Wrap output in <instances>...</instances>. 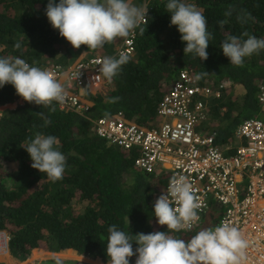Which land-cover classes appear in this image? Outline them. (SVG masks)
<instances>
[{
    "label": "trees",
    "instance_id": "trees-1",
    "mask_svg": "<svg viewBox=\"0 0 264 264\" xmlns=\"http://www.w3.org/2000/svg\"><path fill=\"white\" fill-rule=\"evenodd\" d=\"M143 2L134 4L148 9L146 22L140 23L145 32L142 34L139 27L133 30L129 62L111 82L104 78L107 84L101 92L84 91L88 107L84 116L60 111L54 105L53 112L26 102L0 117V231L9 236L8 252L18 264L33 261H28L31 252L36 253L43 245L49 252L72 249L78 256L108 264L106 242L111 225L132 235L167 231L166 225L157 223L153 205L169 177L164 178V172L137 170L133 154L98 138L92 125L98 118L122 112L128 121L146 124L155 117L163 90L184 70L208 85L227 87L220 99L208 102L207 122L200 129L215 133V144L228 143L243 120L259 113L256 93L264 80V50L246 57L243 66L237 67L224 56L220 45L226 36H240L244 31L264 38V0H186L202 10L212 33L207 60L184 55L186 43L177 26H170L168 0H146V6ZM47 3L0 0V57H19L47 70L53 64L67 67L95 56H118L116 50L129 38H116L96 50L86 45L73 48L49 23ZM230 8L234 9L232 15L226 17L224 13ZM243 12L250 13L254 20L238 22L237 14ZM221 20L227 21L223 28L218 24ZM17 43L19 49L14 48ZM238 93L239 97L233 99ZM19 97L11 84L0 87V106ZM112 97L120 99L110 104L107 101ZM39 112L51 123L45 126ZM37 132L55 136L59 141L55 147L66 156L63 178L56 182L31 167L30 156L23 148ZM75 201L82 203L81 212L73 208ZM217 223L218 217L210 215L192 232L170 234L187 241L202 228H214ZM132 243L135 252L138 245ZM136 258L130 257L129 264H135ZM40 264L83 263L51 259Z\"/></svg>",
    "mask_w": 264,
    "mask_h": 264
},
{
    "label": "clouds",
    "instance_id": "clouds-1",
    "mask_svg": "<svg viewBox=\"0 0 264 264\" xmlns=\"http://www.w3.org/2000/svg\"><path fill=\"white\" fill-rule=\"evenodd\" d=\"M147 10L131 3V0H59V3L48 0L45 12L51 26L73 48L86 45L89 50H96L116 38L128 37L138 27L143 34L145 29L140 27V23L146 22ZM233 10L230 8L224 15L231 16ZM166 12L171 13L170 26H177L182 42L186 43L184 55L191 54L200 60H207L212 33L208 31V22L202 10L186 0H168ZM249 19L254 20L250 13L237 14L241 24ZM226 23V20L218 22L221 28ZM19 47L18 43L14 45L16 49ZM220 49L232 65L242 67L246 57L264 50V38L244 31L240 36H226ZM129 60L130 56L123 51L118 56H106L97 61L99 72L111 82ZM6 84H11L20 96L13 103H34L53 112V102L63 103L67 96L64 85L56 76L19 57H0V87ZM119 99L112 97L107 102L117 103ZM37 114L44 118L42 112ZM50 123L44 118L45 126ZM58 143L55 136L37 132L34 139L25 141L23 146L32 161L31 167L45 173L52 182L62 179L66 168V156L55 147ZM201 207L200 198L190 180L182 174L171 176L167 190L153 205L157 223L166 225L167 231L132 235L111 225L106 242L108 264H129L133 255L137 257L135 264H241L248 241L237 227L227 222H221L214 228H202L187 241L170 234L190 230L200 219L198 210ZM133 241L138 245L135 252ZM7 254L10 256L9 252Z\"/></svg>",
    "mask_w": 264,
    "mask_h": 264
},
{
    "label": "built area",
    "instance_id": "built-area-1",
    "mask_svg": "<svg viewBox=\"0 0 264 264\" xmlns=\"http://www.w3.org/2000/svg\"><path fill=\"white\" fill-rule=\"evenodd\" d=\"M134 37L132 31L116 53H131ZM101 59L95 56L67 67L51 65L46 71L67 91L64 102L53 105L60 111L84 116L88 110L84 91L95 94L107 84L97 64ZM226 88L225 84L203 83L184 70L163 90L153 120L146 124L128 121L118 112L95 120L93 131L108 145L133 154L137 170L164 172L168 176L163 177L169 179L182 174L190 180L202 207L198 210L200 219L182 232H192L215 215L217 225L227 222L237 227L248 241L241 264H264V80L256 93L258 115L243 120L228 143L217 145L215 133L200 129L207 121L208 102L220 99ZM15 107L16 103L0 106V117ZM8 241L7 234L0 231V254L8 253Z\"/></svg>",
    "mask_w": 264,
    "mask_h": 264
},
{
    "label": "rangeland",
    "instance_id": "rangeland-1",
    "mask_svg": "<svg viewBox=\"0 0 264 264\" xmlns=\"http://www.w3.org/2000/svg\"><path fill=\"white\" fill-rule=\"evenodd\" d=\"M137 0H131V3H136ZM142 2V0H141ZM146 4V0H144L143 2V6H145ZM106 86V84L102 87L101 91L103 90V88ZM233 96V95H232ZM239 97V93L233 97V99L236 100V98ZM17 105H22V104H16ZM9 108V107H8ZM12 109V108H10ZM207 122V121H205ZM233 145L236 146L237 142H233ZM82 203L81 202H77L75 201V203L73 204V208H75L78 211H82ZM31 259H33V261L29 262L28 264H40L43 261L46 260H51V259H58V260H74L77 262H86V263H90V264H100L99 261H91L88 258H84L81 256H78L76 254H74V252H63V253H59V254H55V253H50L46 250L45 246L43 245V247L40 249H38V251L35 253V251L31 252L28 261H30ZM0 263L1 264H18L19 261L15 260L14 258H12L11 256H8V254L6 252L1 253L0 254ZM84 264V263H83Z\"/></svg>",
    "mask_w": 264,
    "mask_h": 264
},
{
    "label": "water",
    "instance_id": "water-1",
    "mask_svg": "<svg viewBox=\"0 0 264 264\" xmlns=\"http://www.w3.org/2000/svg\"><path fill=\"white\" fill-rule=\"evenodd\" d=\"M79 262H80V261H79ZM80 263H84V264H90V263H86V262H82V261H81ZM91 263H92V261H91Z\"/></svg>",
    "mask_w": 264,
    "mask_h": 264
},
{
    "label": "flooded vegetation",
    "instance_id": "flooded-vegetation-1",
    "mask_svg": "<svg viewBox=\"0 0 264 264\" xmlns=\"http://www.w3.org/2000/svg\"><path fill=\"white\" fill-rule=\"evenodd\" d=\"M65 252H71V251L67 249ZM65 252H64V253H65Z\"/></svg>",
    "mask_w": 264,
    "mask_h": 264
},
{
    "label": "crops",
    "instance_id": "crops-1",
    "mask_svg": "<svg viewBox=\"0 0 264 264\" xmlns=\"http://www.w3.org/2000/svg\"><path fill=\"white\" fill-rule=\"evenodd\" d=\"M99 261V260H98ZM100 264H102L100 261H99Z\"/></svg>",
    "mask_w": 264,
    "mask_h": 264
}]
</instances>
